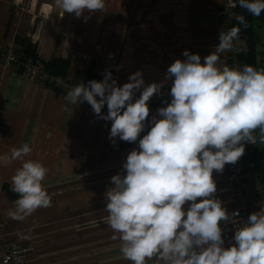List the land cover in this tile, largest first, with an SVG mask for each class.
I'll list each match as a JSON object with an SVG mask.
<instances>
[{"label": "crops", "instance_id": "crops-1", "mask_svg": "<svg viewBox=\"0 0 264 264\" xmlns=\"http://www.w3.org/2000/svg\"><path fill=\"white\" fill-rule=\"evenodd\" d=\"M222 6L223 0H105L104 11H85L77 18L63 13L55 0H0V47L20 49L19 37L33 42L43 59L69 56L66 79L70 82L77 68L93 64L96 72L110 71L121 87L137 71L145 86L163 83L161 93L148 102L141 139L153 126L152 117L160 118L157 110L171 102L173 81L165 80L168 67L186 59L185 50L200 55L203 63L219 44L221 32L227 29L218 16ZM84 16L90 18L85 21ZM235 42L242 44L240 38ZM230 51L222 54L228 66ZM65 95L18 73L14 66L0 64V154L28 143L32 152L25 159L38 160L48 169L42 184L52 197L51 207L40 208L23 221L11 219L8 210L16 199L7 196L3 185L10 186L20 162L0 167V232L5 240L24 248L26 264H132L122 256L120 241L112 239L104 209L111 177L123 174L122 166L139 139L126 147H120L118 137L113 143L112 121L98 118L85 103L68 104ZM101 111L107 115L106 104ZM257 131L256 143L246 146L259 145ZM223 172L213 171L214 195L231 215V188ZM245 182L258 212L264 190L255 173L247 171ZM227 224L220 225L225 247L234 243L235 233L223 229ZM2 253L0 245V264Z\"/></svg>", "mask_w": 264, "mask_h": 264}, {"label": "clouds", "instance_id": "clouds-1", "mask_svg": "<svg viewBox=\"0 0 264 264\" xmlns=\"http://www.w3.org/2000/svg\"><path fill=\"white\" fill-rule=\"evenodd\" d=\"M238 5L256 17L264 12V0H238ZM55 6L80 18L85 11H104L105 0H55ZM89 18L84 16L85 21ZM236 19L247 26L243 16ZM240 31L233 26L221 32L219 44L203 63L200 55L185 50L186 59L168 67L171 102L157 110L159 119L152 117L153 126L128 154L123 174L111 177L105 193L107 225L132 264H264V204L242 223L239 213L230 215L214 195L213 171L237 163L245 152L242 141L256 143L255 130L264 139V69L230 67L222 60ZM103 75L102 81L77 84L64 99L70 105L86 101L98 118L112 121L113 143L116 137L135 143L146 127L148 102L161 93L163 83L145 86L137 71L121 87L110 71ZM105 104L107 115L101 111ZM31 152L24 143L0 154V167L20 162L10 183L18 198L8 210L16 221L52 206L42 184L48 169L38 160L25 159ZM222 221L235 228L229 247L224 246Z\"/></svg>", "mask_w": 264, "mask_h": 264}, {"label": "trees", "instance_id": "trees-1", "mask_svg": "<svg viewBox=\"0 0 264 264\" xmlns=\"http://www.w3.org/2000/svg\"><path fill=\"white\" fill-rule=\"evenodd\" d=\"M236 2L237 5L234 9L235 17L229 24V29L233 26H238L241 29L239 38L242 40V44L238 42L237 43L244 46L245 50L238 56L240 64L242 62L245 65H251L257 68V52H260L261 50H259L258 47V45L260 44V40H257L256 38V35L258 37L259 35L256 31L255 26L258 20L264 21V19H262L261 15L259 17L251 15L245 9L239 7L238 0H236ZM237 16H243L245 18L247 22L246 27L242 24H239L238 20L236 19ZM16 41L20 44V49L13 50V53L15 54L18 61V65L15 68L16 71L18 73L32 77L28 73H23V65L29 62L30 65L37 67L53 78V81H50L49 78H47L45 84L51 86L58 92L67 94L68 91L65 90L61 85H59L55 80L77 85V83L87 84L90 80L102 81L104 79L103 73H105L106 70L96 72L94 69V65L90 64L87 67L77 68L75 71L74 81L70 82L66 79L70 63L69 56L43 59L37 54L36 47L33 42L19 37H16ZM261 52H264V50H262ZM145 131L146 128L140 133L138 139L145 133ZM257 136L259 145L254 148H252L251 146H244L245 152L242 156V161L245 164L244 171L255 173L258 177L262 190H264V139L261 138L262 134L259 129L257 131ZM131 144L132 143L120 140V147H126ZM3 189L10 199L18 198L17 194L13 193L10 190L9 185L4 184Z\"/></svg>", "mask_w": 264, "mask_h": 264}, {"label": "built area", "instance_id": "built-area-1", "mask_svg": "<svg viewBox=\"0 0 264 264\" xmlns=\"http://www.w3.org/2000/svg\"><path fill=\"white\" fill-rule=\"evenodd\" d=\"M237 5L236 0H223V6L218 11V16L224 21L226 24V31L229 30V24L233 21L235 17L233 5ZM244 51V46L236 43L234 41V47L230 51L229 54V66L230 67H241L239 54ZM0 64L3 66H14L17 67L18 61L10 49H4L0 47ZM23 73H28L32 77H36L42 83H45L46 79L49 78L50 81H53V78L50 77L47 73L41 71L37 67L30 65L29 62L23 65ZM59 85H61L65 90L69 91L71 88L76 85L65 83L59 80H55ZM87 85V84H85ZM89 105L86 101L83 102ZM244 146L248 143V141H242ZM245 164L242 161V157L235 164H225L223 176L226 183L230 185V196L233 201V208L231 214L233 212H238V219L243 223L247 222L249 215L255 212V202L252 199V195L250 190L246 186L245 176L246 172L244 171ZM226 230L235 231L234 226L229 223L223 227ZM2 230V221L0 219V231ZM0 245L2 246L3 253L1 258L2 264H26L27 258L25 254L24 248L19 245L14 240H5L2 232H0Z\"/></svg>", "mask_w": 264, "mask_h": 264}, {"label": "rangeland", "instance_id": "rangeland-1", "mask_svg": "<svg viewBox=\"0 0 264 264\" xmlns=\"http://www.w3.org/2000/svg\"><path fill=\"white\" fill-rule=\"evenodd\" d=\"M256 31L259 35L260 44L258 45L259 50H264V21L258 20L256 24ZM258 69H264V52H257Z\"/></svg>", "mask_w": 264, "mask_h": 264}, {"label": "water", "instance_id": "water-1", "mask_svg": "<svg viewBox=\"0 0 264 264\" xmlns=\"http://www.w3.org/2000/svg\"><path fill=\"white\" fill-rule=\"evenodd\" d=\"M262 19H264V12L261 13ZM257 40H259V37L256 35Z\"/></svg>", "mask_w": 264, "mask_h": 264}]
</instances>
